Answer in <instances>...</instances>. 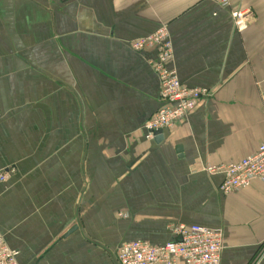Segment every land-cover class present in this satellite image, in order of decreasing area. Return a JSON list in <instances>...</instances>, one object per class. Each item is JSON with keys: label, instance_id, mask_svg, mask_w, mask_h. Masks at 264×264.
Returning <instances> with one entry per match:
<instances>
[{"label": "crops", "instance_id": "crops-1", "mask_svg": "<svg viewBox=\"0 0 264 264\" xmlns=\"http://www.w3.org/2000/svg\"><path fill=\"white\" fill-rule=\"evenodd\" d=\"M162 27L169 67L210 95L157 142L158 50L131 43ZM262 143L264 0H0V232L19 264H119L177 225L222 231L220 264H264V183L225 195L206 171Z\"/></svg>", "mask_w": 264, "mask_h": 264}, {"label": "built area", "instance_id": "built-area-1", "mask_svg": "<svg viewBox=\"0 0 264 264\" xmlns=\"http://www.w3.org/2000/svg\"><path fill=\"white\" fill-rule=\"evenodd\" d=\"M222 8H230L231 0H212ZM235 26L239 31L247 27L253 16L250 10L232 11ZM135 51L156 48L158 54L150 65L159 78L162 106L146 122L148 138H155L159 131L171 129L194 110L210 92L205 89L189 88L183 85L176 70L169 67L174 57L170 33L166 27L152 35L131 43ZM209 174L223 173L220 186L223 194H233L247 189L255 181L264 183V143L258 150L243 160L206 168ZM11 170L0 173V183L6 181ZM175 240L164 245H153L146 241H130L118 250L119 264H220L224 249L222 231L201 226L177 225L170 227ZM264 259V252H263ZM0 264H19L18 252L11 249L0 232Z\"/></svg>", "mask_w": 264, "mask_h": 264}, {"label": "water", "instance_id": "water-1", "mask_svg": "<svg viewBox=\"0 0 264 264\" xmlns=\"http://www.w3.org/2000/svg\"><path fill=\"white\" fill-rule=\"evenodd\" d=\"M163 131H159V132H157L156 134H155V140L158 142V141H160V140H162V138H163Z\"/></svg>", "mask_w": 264, "mask_h": 264}, {"label": "bare ground", "instance_id": "bare-ground-1", "mask_svg": "<svg viewBox=\"0 0 264 264\" xmlns=\"http://www.w3.org/2000/svg\"><path fill=\"white\" fill-rule=\"evenodd\" d=\"M173 44V43H172ZM174 48V47H173ZM144 51V50H143Z\"/></svg>", "mask_w": 264, "mask_h": 264}]
</instances>
